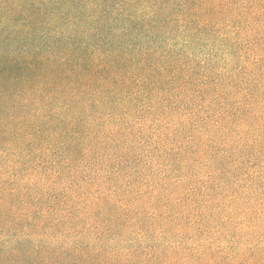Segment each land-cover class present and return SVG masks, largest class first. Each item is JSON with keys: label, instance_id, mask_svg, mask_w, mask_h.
Returning <instances> with one entry per match:
<instances>
[{"label": "trees", "instance_id": "16d2710c", "mask_svg": "<svg viewBox=\"0 0 264 264\" xmlns=\"http://www.w3.org/2000/svg\"><path fill=\"white\" fill-rule=\"evenodd\" d=\"M0 264H264V0H0Z\"/></svg>", "mask_w": 264, "mask_h": 264}]
</instances>
